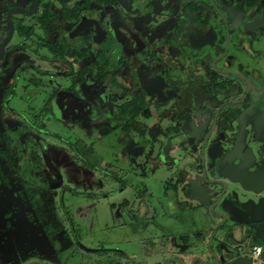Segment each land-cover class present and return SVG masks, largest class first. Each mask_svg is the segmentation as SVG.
<instances>
[{
    "label": "flooded vegetation",
    "instance_id": "obj_1",
    "mask_svg": "<svg viewBox=\"0 0 264 264\" xmlns=\"http://www.w3.org/2000/svg\"><path fill=\"white\" fill-rule=\"evenodd\" d=\"M4 75H12L11 89ZM0 77V122L4 115L21 124L51 122L66 136L84 119L96 125L102 140L95 145L78 148V135L70 142L53 134L74 149L79 169L109 168L112 191L139 185L150 196L142 180L166 175L154 205L142 195L132 213H147L145 226L159 224L156 207L164 217L177 215L180 199L179 215L200 209L187 182L201 184L212 168L243 164L247 173L264 174V0H0ZM13 87L16 108L3 97ZM44 129L37 131L52 133ZM86 149L97 162L82 155ZM105 151L111 161L101 169ZM4 161L0 146V264H33L23 259L29 251L19 254L10 238L1 240L19 214L48 235L57 228L55 215L42 218L18 192L30 184L20 172L43 166ZM256 217L254 225L221 226L226 236L211 237L219 240L216 252L206 241L213 264H230L255 244L263 254L251 230L264 240V214ZM199 251L189 261L211 264Z\"/></svg>",
    "mask_w": 264,
    "mask_h": 264
},
{
    "label": "rangeland",
    "instance_id": "obj_2",
    "mask_svg": "<svg viewBox=\"0 0 264 264\" xmlns=\"http://www.w3.org/2000/svg\"><path fill=\"white\" fill-rule=\"evenodd\" d=\"M260 45H262L261 42ZM2 83L10 87L13 83L12 75L3 77ZM17 92L15 87H13V91L5 92L3 97L7 99L4 102L7 107L16 108L15 103L18 99L15 95ZM1 94L0 86V97ZM53 106L55 107L56 103H53ZM59 115L62 119V115L60 113ZM86 121L84 119L82 123L75 125L72 131L68 133L69 136H66L67 132L63 130L64 128L51 122L48 124H42V122L21 124L17 118L11 117V115L10 117L4 115L3 121L0 122V146L6 160L3 163L15 164L17 162V166L26 167V162L28 164L31 162H25L24 159L29 158L28 152L32 151L36 163L40 168L43 166L42 170L35 166V168L30 167L29 170L25 169L24 172H20V178L24 177L25 179L22 178V180L28 181L30 184L25 187L24 191L18 189L19 195L30 196L31 201L36 203L34 211L41 214L42 218L56 216L54 220L50 219L57 226V228L52 226L50 228V232L55 233L54 237L49 238L45 229L42 230L37 223L31 224L30 220L33 217L30 216L31 218L25 219L22 214H19L18 220L11 221V228L4 231L7 236L3 237L1 242H6L10 238L15 246L19 247L17 248L20 251L19 254L23 255V250L29 251L30 254L23 259L26 260L30 257L29 259L32 258L33 264L36 263L37 259L50 264L47 259L49 256L50 258L54 256L55 259L60 260L61 264H114L112 262L113 254L119 256L121 252L118 243L122 239V231L126 235L130 226H136L139 229V221L135 219V214H132L136 211L139 197L145 194L140 191L139 185L130 190L128 187H121L119 190L112 191L116 188V184L109 176V168H105L104 171L99 170L102 171L99 172L84 165L85 169L84 167L79 169L80 163L73 156L74 149L68 151V143L65 144L58 139V136H66V139L73 142V135H78L82 139L77 143L78 148L85 146L87 143L85 141L93 142L94 145L98 144L102 140L101 132L96 131L95 124ZM12 123H14V127H11ZM42 128H46L44 130L52 133L49 135L42 131L38 132ZM119 139L117 138V140ZM48 147L50 150H47ZM85 153L89 163L97 162L96 159L98 158H95L93 153L88 150ZM107 154V152L104 153L103 158L99 161L98 167L101 169L103 163L111 161ZM31 170L34 172H30ZM164 176L166 175L161 171H156L148 179L142 180L147 191H151L150 196L144 195L148 198L151 206L154 205L155 198L163 194L162 179ZM132 180L134 179L131 178L130 182ZM123 198L126 200L123 201ZM47 201L50 203L49 207L47 204H43ZM0 208L2 209L1 205ZM227 210L229 209L227 208ZM156 212H158L155 213L156 218L164 217L161 210L159 212L158 207H156ZM235 214L238 215L234 213V217L231 215L230 218L239 222L240 216ZM39 228L42 230L41 234L45 235L42 238ZM256 235L252 233L256 240H260L261 244H264L261 235L257 233ZM97 243H99L98 246ZM132 245L135 250L137 248L134 253L138 254L137 243ZM40 252L47 253V255L40 257ZM199 252L194 256H197Z\"/></svg>",
    "mask_w": 264,
    "mask_h": 264
},
{
    "label": "crops",
    "instance_id": "obj_3",
    "mask_svg": "<svg viewBox=\"0 0 264 264\" xmlns=\"http://www.w3.org/2000/svg\"><path fill=\"white\" fill-rule=\"evenodd\" d=\"M180 202L178 200V202L175 204L176 208L178 209L176 210L177 215L170 217L165 216L163 218L160 216L159 218H156V220H158L157 222L159 223L156 227H148L143 224V222H146L147 220L145 219L148 217L147 213H145V215L136 214L135 219L139 221V229H137L136 226H130V230L126 235L124 231H122V239L121 241L119 240L118 243V245L121 247V252L119 256L113 254L112 262L114 264H165V261L171 257L182 258L185 262H188L194 255L195 251H199L200 249L201 251H204V259L213 264V258L205 251L204 248L206 241H210L209 245L211 250L215 252L216 250L218 251V249H216L219 248L218 238H208L210 234V228L213 226V222H209L210 224H204V222L201 223L196 213L189 214L188 212V215L185 214L186 217L179 215L178 213H182ZM217 221L218 218L214 217V223H217ZM51 236L54 237L55 233L50 232L49 238ZM242 242L241 244H243ZM134 243H137L139 247L137 252L138 254L134 253L137 251V248L136 250L133 248L132 244ZM98 244L99 243H97V246ZM262 248L264 250L263 246ZM244 251L245 248H242L240 254L234 260H232V262L235 264H245L244 261L238 260L241 258L249 260V254L245 253ZM40 253V257L41 255L43 257L47 255V253ZM261 257L264 258V252ZM124 258L128 259L129 261L125 260ZM47 259L49 261L58 260L55 259L54 256L52 258L49 256ZM168 264L179 263L169 261Z\"/></svg>",
    "mask_w": 264,
    "mask_h": 264
},
{
    "label": "water",
    "instance_id": "obj_4",
    "mask_svg": "<svg viewBox=\"0 0 264 264\" xmlns=\"http://www.w3.org/2000/svg\"><path fill=\"white\" fill-rule=\"evenodd\" d=\"M244 167L245 165L241 164L222 168L221 171L212 168L208 172L209 176L203 177L201 184L196 177L187 182L188 198L196 201L202 209V211L196 209L197 217L204 224L213 222L209 239L216 232H223L222 236H226L221 226H236L244 223L254 225L253 223L257 220L256 216L262 217L264 214V174L260 172V168L247 173ZM231 208L236 210L238 214H235L236 216H240L239 222L230 218L231 215L234 217V209ZM214 217L219 218L220 221L214 223ZM251 233L257 236L255 231L251 230ZM261 245L264 246V244ZM206 251L213 255L207 246ZM238 260L249 264L248 259ZM169 261L179 264L194 263V260L185 262L182 258L171 257L165 261V264Z\"/></svg>",
    "mask_w": 264,
    "mask_h": 264
},
{
    "label": "built area",
    "instance_id": "obj_5",
    "mask_svg": "<svg viewBox=\"0 0 264 264\" xmlns=\"http://www.w3.org/2000/svg\"><path fill=\"white\" fill-rule=\"evenodd\" d=\"M251 257V264H261L264 263V258L261 257V246L260 245H252L249 251Z\"/></svg>",
    "mask_w": 264,
    "mask_h": 264
},
{
    "label": "trees",
    "instance_id": "obj_6",
    "mask_svg": "<svg viewBox=\"0 0 264 264\" xmlns=\"http://www.w3.org/2000/svg\"><path fill=\"white\" fill-rule=\"evenodd\" d=\"M85 151H87V149L84 150V151L82 150V152H83L82 155L88 159V156H86ZM28 156H29V158H27V159L25 160V162H26V161H31V160H33L32 162L36 165V161L34 160L33 152H29ZM96 160H97V159H96ZM26 164H27V162H26Z\"/></svg>",
    "mask_w": 264,
    "mask_h": 264
}]
</instances>
